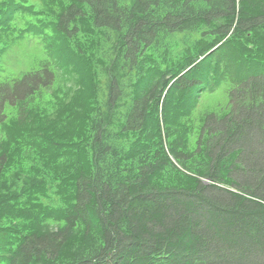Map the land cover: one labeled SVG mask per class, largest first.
Masks as SVG:
<instances>
[{
	"label": "trees",
	"instance_id": "trees-1",
	"mask_svg": "<svg viewBox=\"0 0 264 264\" xmlns=\"http://www.w3.org/2000/svg\"><path fill=\"white\" fill-rule=\"evenodd\" d=\"M48 1L0 4V40L24 20L44 55L0 66V129L64 78L87 129L56 169L27 152L40 186L0 157V264H264V0Z\"/></svg>",
	"mask_w": 264,
	"mask_h": 264
},
{
	"label": "rangeland",
	"instance_id": "rangeland-1",
	"mask_svg": "<svg viewBox=\"0 0 264 264\" xmlns=\"http://www.w3.org/2000/svg\"><path fill=\"white\" fill-rule=\"evenodd\" d=\"M10 1L11 0H0V4L5 2L6 5ZM22 1L25 3L26 1L32 3L33 6L38 9L42 7L41 0ZM48 2L58 10V13L60 11L62 12V8L67 4L65 0H49ZM26 16L30 19L28 22H34L35 17H32L34 15L26 14ZM23 21L20 20L18 24L16 21V26L14 20L12 32L4 36L1 35L2 39L0 40L4 43H0V46L3 47L0 53V66L3 67L7 73L17 77L28 72L37 61L44 57L41 46L36 40L30 36L22 35L19 37L16 35L19 29L24 26ZM27 25L29 24L27 23ZM48 32L45 31V33ZM58 39L61 40L62 37ZM56 47L59 49V55L61 57H66L71 44L67 42L65 48H61V46ZM89 52L90 51H88L87 54ZM81 55H85V51H83ZM66 80L67 78H64L62 83H59L55 88L52 90L50 89L51 91L45 94L42 104L44 106L45 102L46 105L42 111L35 114L37 117L33 121L24 123V121L18 120L15 114H12L8 116L10 119L5 123V126L2 127V130L0 129V157L3 156L7 161L4 176L8 182L12 179V176H18L20 182H17V187L22 186L21 183L24 182L27 175L30 179L37 182L36 184L38 186L41 185V183H39L40 181H47V179L38 178L44 176L45 168L42 169V167L39 168L35 166V168L32 169V164L28 159V151L31 149L36 151L37 156L42 158L41 163L49 160L45 162L47 166L44 167L56 169L55 165L57 162H61V158L72 157L71 153H73V149L70 147L73 146L75 142L81 143V141H83V139L80 141L81 137H79L78 134H85L87 127L83 119V111L87 109L85 106L91 105V102L87 98L82 97L80 93L77 95L78 88L74 86V82L66 83ZM212 98V95L210 98H204L201 107L205 106V109H210L214 104ZM70 103H73L76 107L71 106ZM62 111L64 114L68 113V116L71 115V112L75 113H73L74 121L71 123L74 128L70 129V127L64 126V123H66L65 120L68 117L64 118V122L55 120L57 116L62 115ZM42 121L46 123L47 130L51 137L46 143L41 140L44 144L41 148L34 141V137L40 132L39 129H42ZM44 133L45 130L42 135ZM59 133L66 137V139L63 140L66 143L61 142L59 139L61 135L58 136ZM11 189L14 190V187ZM37 196H39V194H37Z\"/></svg>",
	"mask_w": 264,
	"mask_h": 264
}]
</instances>
